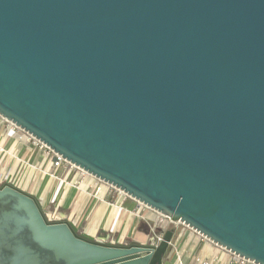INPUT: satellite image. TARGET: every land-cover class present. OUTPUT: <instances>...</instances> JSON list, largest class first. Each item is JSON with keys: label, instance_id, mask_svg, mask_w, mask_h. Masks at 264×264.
Wrapping results in <instances>:
<instances>
[{"label": "water", "instance_id": "1", "mask_svg": "<svg viewBox=\"0 0 264 264\" xmlns=\"http://www.w3.org/2000/svg\"><path fill=\"white\" fill-rule=\"evenodd\" d=\"M0 115L264 264V0H0ZM0 185V264H169Z\"/></svg>", "mask_w": 264, "mask_h": 264}, {"label": "crops", "instance_id": "2", "mask_svg": "<svg viewBox=\"0 0 264 264\" xmlns=\"http://www.w3.org/2000/svg\"><path fill=\"white\" fill-rule=\"evenodd\" d=\"M0 140L16 154L29 157L28 149L18 143L15 130L3 119H0ZM31 159L39 161L40 167L45 166L51 172H47L45 167L46 171L29 168L20 184L37 198L49 220L71 221L80 232L101 241L104 237L100 236L106 234L107 238L117 235L119 243H146L149 225L142 218V212L147 211L138 201L119 195L109 186L100 185L93 177H80L78 184H68L66 181L78 178V174L72 171L60 170L57 173L65 180L56 178L47 154L42 151H37ZM7 161H13V157H8ZM143 220L147 223V230H142ZM174 238L182 250L193 248L199 242L198 237L187 229H179Z\"/></svg>", "mask_w": 264, "mask_h": 264}, {"label": "built area", "instance_id": "3", "mask_svg": "<svg viewBox=\"0 0 264 264\" xmlns=\"http://www.w3.org/2000/svg\"><path fill=\"white\" fill-rule=\"evenodd\" d=\"M7 122L10 128L15 130L18 143L28 149L29 157L24 158L19 154H16L13 149L6 147L0 140V185L9 183L15 185L16 187L20 186V179L26 175V171L29 168H43L44 171L47 170V172H51V169H47L45 166L40 167L39 161L31 159V156H34L37 151H42L47 154L48 161L51 163V168L53 169L52 174H54L56 178L61 180L59 173H57L60 170H68L78 174L77 179L66 181L71 185L78 184L79 178L82 177L83 179L85 177L87 172L82 168L54 152L49 146L24 129H21L10 121ZM10 156L13 157V161H7V158ZM109 187L115 189L119 195H127L124 191L114 186ZM140 205L145 211H147L142 215V218L149 225L146 243L150 244L153 249L160 245L166 232L170 229L174 230L175 235L179 229H187L199 239L198 244H196L193 248L182 250L177 242H175L174 235L166 254V260L169 261V264H255L245 257L219 246L197 230L186 225L184 222H176L170 216H167L151 207L144 204Z\"/></svg>", "mask_w": 264, "mask_h": 264}, {"label": "rangeland", "instance_id": "4", "mask_svg": "<svg viewBox=\"0 0 264 264\" xmlns=\"http://www.w3.org/2000/svg\"><path fill=\"white\" fill-rule=\"evenodd\" d=\"M0 119H3V120H7V119H5L4 117H2L1 115H0ZM8 121V120H7ZM59 177L61 178V180H65L64 178V176H62V175H60L59 174ZM85 177H93V178H96L95 176H93V175H91V174H89V173H86L85 174ZM99 182H100V185H104V186H112V185H110V184H108V183H106V182H104V181H102V180H100V179H98V178H96ZM63 183V182H62ZM17 187H19L20 189H22V190H24L23 189V185L22 184H20V186H17ZM25 188V187H24ZM24 191H26V190H24ZM125 197H127V198H132L130 195H126ZM132 199H135V198H132ZM136 200V199H135ZM137 201V200H136ZM139 202V201H138ZM140 204H143V203H141V202H139ZM143 213L144 212H142V215H143ZM142 224H143V226H142V230H147L146 229V226H147V223H145V221L143 220L142 221ZM106 234H104V235H101L100 237H104V240H102L103 242H106V243H108V242H111V243H119V240H118V236L117 235H113V236H111V237H109V238H107L106 236H105ZM106 238V239H105ZM125 244H128V243H125Z\"/></svg>", "mask_w": 264, "mask_h": 264}]
</instances>
